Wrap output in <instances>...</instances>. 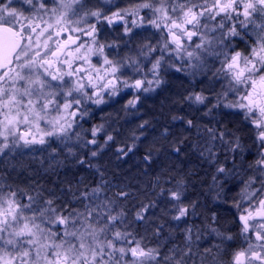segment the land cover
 Segmentation results:
<instances>
[{
    "label": "snow or ice",
    "instance_id": "1",
    "mask_svg": "<svg viewBox=\"0 0 264 264\" xmlns=\"http://www.w3.org/2000/svg\"><path fill=\"white\" fill-rule=\"evenodd\" d=\"M170 70L190 78L174 105L240 118L230 128L172 115L197 138L161 132L177 155L190 145L214 166V200L237 189L236 233L213 227V212L195 237L186 226L175 243L171 231L161 241L158 198L172 221L197 214L184 178L161 174L144 188L90 162L116 143L110 115L83 127L91 107L130 92L122 110L135 112ZM130 139L117 160L134 154L140 137ZM25 150L46 155L18 161ZM67 165L94 171L41 182ZM32 167L15 182L17 168ZM204 233L217 242L201 250ZM0 264H264V0H0Z\"/></svg>",
    "mask_w": 264,
    "mask_h": 264
},
{
    "label": "trees",
    "instance_id": "2",
    "mask_svg": "<svg viewBox=\"0 0 264 264\" xmlns=\"http://www.w3.org/2000/svg\"><path fill=\"white\" fill-rule=\"evenodd\" d=\"M112 35H107L106 38L110 39ZM184 87H187L184 85ZM162 94L154 97L150 101H143L139 106L141 109V115L138 119L135 116L127 114L126 116L119 117L118 112L122 115V108L115 109L116 104H111L108 107L100 111V115L103 117H108L110 115L111 119L108 122L116 123L115 131L110 127L109 133L116 137V143L112 144L110 148L104 150V152L96 158H92L96 165H101L103 168L108 169V175L111 176L113 172L123 179L131 182L134 186L139 184L144 188H150L152 181L161 174L170 175L178 174L179 177H183L187 183V189L185 191L186 200L197 201L198 207L196 209L197 214L195 216L189 214L186 217L187 224L195 225L193 227V232L195 233L197 229L203 230L207 224L212 222L207 219L213 212L217 214L218 217V227L222 224L224 228L222 230H227L232 233L238 231V226L234 224L235 211L232 207L231 195H225L222 200H214L210 197V186L212 184L211 175L214 172V166H209L207 162L201 161L199 155L195 152L190 151L189 148H184L179 155L173 151V145L170 143L173 140V136H168L164 139L161 136V132L165 127L174 134H183L189 137V140H195L196 132L194 130L184 131L185 125L177 120L172 121V115L186 116L187 118H193V113L186 105H174L168 102L165 97L166 93L160 92ZM183 109V110H181ZM191 112V115L188 113ZM115 116V117H114ZM118 117L120 119H118ZM149 121V125L143 130L137 128V125L143 121ZM101 122V118L97 115L93 118L92 123H88V127H91L94 123ZM135 135L140 137L137 141V149L134 150V154H129V156L123 159L117 160L116 156L113 154L117 146H121L125 141L131 144V136ZM101 142L103 141V136L100 137ZM151 146L153 151L152 162L146 164L142 157L146 154V149ZM70 165H67L69 167ZM87 177H90V171H86ZM12 174L13 178H20L23 175ZM163 187L170 188L171 184H162ZM235 188L232 189L229 194H233ZM153 198H155L153 196ZM164 197L157 199L158 207L155 208L151 215L157 220L158 223L164 224H185L170 219L171 215L174 213L167 212V208L171 207L166 205ZM183 228H170L164 227L163 232L166 233L165 237L168 236L169 232H172L171 239L181 238V234L174 235L175 232H180ZM193 233L194 237L195 234ZM204 240H215V236H209L207 233L202 235ZM211 243L199 244L200 248L208 247Z\"/></svg>",
    "mask_w": 264,
    "mask_h": 264
},
{
    "label": "rangeland",
    "instance_id": "3",
    "mask_svg": "<svg viewBox=\"0 0 264 264\" xmlns=\"http://www.w3.org/2000/svg\"><path fill=\"white\" fill-rule=\"evenodd\" d=\"M112 35V38L110 37V39H108L109 41H112V40H115L117 37L115 35V33L111 34ZM126 51V50H125ZM169 73H173L174 74V70H170L167 74ZM172 74V75H173ZM180 74V73H178ZM171 75V76H172ZM167 78V77H166ZM172 78L169 83L167 81V83L165 85H163L161 88L157 89L155 92H151V93H147L145 94L144 98H143V101H150L152 100L154 97L162 94L160 92H163L164 91V94L166 93V97L165 99L174 104L173 101L177 100L180 98V94L184 92V84L181 82L182 80H184L185 82H187L186 85L189 84V80H188V77L185 76L183 73H181V79H173V77H170ZM188 87V86H187ZM127 91V90H125ZM131 98V93L129 92L128 95H123L122 94V98L121 97H116L114 98V101H109L108 104H102V105H99V106H92L91 107V113L92 115L90 117H85L84 118V121H82L81 123L83 124V127L84 128H91L93 125H96V123L92 124L91 127H88V123H92L93 121V118L97 115V117H100L101 118V122L97 123V124H100V123H105V120L102 119L103 116L100 115V111L102 109H104L106 106L108 107L109 105L111 104H116V106L114 107L115 109H118V108H122V105L126 102L127 99ZM186 105V104H184ZM182 105V106H184ZM191 110V109H190ZM123 111V110H122ZM205 109L201 108L199 112H204ZM192 113H195L194 110H191ZM133 112H130V113H127L129 115H131ZM124 111H123V114L121 115L119 112H118V116L119 117H124L127 115ZM141 115V109L138 108V110H136L131 116H135L136 119H138V117ZM115 117V116H114ZM118 117V119H120ZM109 124H111V127L114 129L115 126H116V123L114 122H108ZM110 127L108 128V131H109ZM32 155H35L37 158H39L40 156L42 155H46V153H41V152H36V153H29L27 150H25V155L24 157H17V160H23L24 162H28L31 158ZM91 162H93V160H91ZM97 163V161L95 162ZM95 163H92V164H95ZM71 168V171H69L68 169ZM35 171V167H32V168H29L28 169V172H24L22 175L23 177H20V178H13L15 180L16 183H23V181L26 179L27 175L29 172H34ZM86 171H94L93 169H86V168H80V167H71V165L69 167H65V168H61L58 170V175H54L55 177L56 176H59V180H70L72 179L73 177V174H75V176L78 178L80 176H86L87 177V173ZM21 172V169L17 168V172H14L12 174H17V173H20ZM90 176V175H89ZM50 179L51 181H57L58 179L54 178L53 179V176L52 175H48L46 177H43L42 178V181L41 182H47V179ZM91 178V177H89ZM74 182V181H73ZM216 240V239H215Z\"/></svg>",
    "mask_w": 264,
    "mask_h": 264
},
{
    "label": "flooded vegetation",
    "instance_id": "4",
    "mask_svg": "<svg viewBox=\"0 0 264 264\" xmlns=\"http://www.w3.org/2000/svg\"><path fill=\"white\" fill-rule=\"evenodd\" d=\"M141 36L142 37H148V36H151V33L150 32H145V33H141ZM154 42V41H153ZM173 73H169V74H166V80L168 81V83H169V81L172 79V78H170V77H173V79H181V73L180 74H178V73H175L174 72V74L172 75ZM172 75V76H171ZM188 80L190 81V78L188 77ZM185 86H189V84L188 85H186L187 84V82H185L184 80H182L181 81ZM228 110H225V112H227ZM202 113L203 112H195V113H193V117H198L199 119H198V123H201V124H209V126H212L214 123H215V120L213 119V116H215V119L216 120H221V124L222 125H227L228 127H230V128H232V127H242L241 125H240V123H239V120H240V118L239 117H236V116H232V115H224V113H222V112H216V113H213V116H207V117H204L203 115H202ZM210 121H211V123H210ZM194 130V129H193ZM195 131V130H194ZM246 143H250V141H245ZM25 163H27V162H25ZM53 176V179L54 178H56V179H59V176H54V175H52ZM49 181H51L49 178L47 179V182H49ZM46 182V183H47ZM236 191V190H235ZM234 191V192H235ZM234 192H232V193H234ZM215 195V193H214V191H212L211 193H210V197H213ZM229 195H233V194H229V193H227V196H229ZM234 211H235V209H233ZM208 225V224H207ZM186 226H193V227H195V225H191V224H176V223H174V224H164V227H170V228H173V229H175V228H185ZM212 226L213 227H218L217 225H215V224H212ZM220 227L221 228H224L223 227V225L221 224L220 225ZM194 233V232H193ZM180 234V232H175V234L174 235H179ZM195 234V233H194ZM165 235H166V233L165 232H163L162 233V236H161V241H164V239H165ZM180 239V238H179ZM179 239H173L172 238V241H173V243H175L177 240H179ZM215 242H217L216 240H204V239H201L200 241H199V244H201L202 243V245H203V243H215ZM200 246V245H199ZM239 246V238H237V241L235 242V243H229V247H238ZM204 248V247H203ZM203 248H201V250L203 249Z\"/></svg>",
    "mask_w": 264,
    "mask_h": 264
}]
</instances>
